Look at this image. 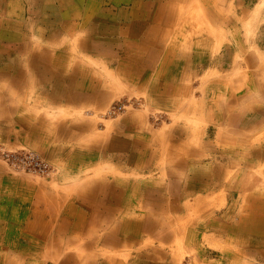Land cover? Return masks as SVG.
Returning <instances> with one entry per match:
<instances>
[{
  "label": "crops",
  "instance_id": "0c3cea01",
  "mask_svg": "<svg viewBox=\"0 0 264 264\" xmlns=\"http://www.w3.org/2000/svg\"><path fill=\"white\" fill-rule=\"evenodd\" d=\"M174 2L55 0L57 10L47 6L38 19L32 6L17 24L0 8V143L30 148L58 170L51 182H34L0 163V264H177L171 248L181 234L182 249L194 248L186 232L158 219L167 214L164 202H180L181 180L170 179L167 190L152 175L160 172L156 162L166 144L171 159L181 158L183 144L170 140L171 132L151 130L138 110L102 130L84 116L138 96L153 109L193 110L187 97L215 61L214 39L187 31L186 9ZM225 86L211 82L205 99L225 94L231 113L244 99L231 101ZM256 93L247 96L255 100ZM259 108H249L244 126ZM254 153L264 160V151ZM171 171L189 176L182 188L187 198L222 177V168L198 171L184 159ZM238 231L239 253L264 252V242L257 244L264 220Z\"/></svg>",
  "mask_w": 264,
  "mask_h": 264
},
{
  "label": "rangeland",
  "instance_id": "374dc122",
  "mask_svg": "<svg viewBox=\"0 0 264 264\" xmlns=\"http://www.w3.org/2000/svg\"><path fill=\"white\" fill-rule=\"evenodd\" d=\"M54 1L0 0V8L5 7L7 22L17 24L19 21L22 23L26 21L32 6L37 10L38 19L41 18L40 12L44 11L47 6H50V10H57L52 5ZM141 1L147 4L149 0ZM152 1L158 5L159 0ZM211 1L209 4L203 0H176L174 2L177 9L182 7L186 9L184 12L189 21V25L186 26L189 28L187 31L197 34L199 39L201 34L203 36V33L207 34L208 32L214 39L213 56L215 61L210 63L207 73L201 74L202 77L196 79L195 90L190 97H187L193 110L168 112L159 108L153 109L145 96L124 97L115 100L114 103L125 99L139 100L140 107L130 108L125 113L141 111L148 116L151 130L156 133L162 132V134L171 132L170 140L183 144L181 158L171 159L170 151L173 149L169 148L167 143L166 149L162 151V156L156 162L160 172L152 173L155 179L164 181L166 189H170V179L173 177L181 180V189H177V193H181H178L180 202L173 198V202H164L167 214L158 217L160 224L162 221L167 223L170 220L176 231L186 232V236L191 239L190 242L194 245L192 250L189 249L193 246L189 245L187 248L185 245V249H182L181 234V239L177 238L171 248V255L176 263L264 264V252L259 255L250 253L253 250H249L245 254L238 251L240 250L238 249L239 235L243 234L238 231L239 226L247 223L253 225L257 219L264 220V160L252 155L254 151H264V110L259 108L255 112L257 118L253 120L252 125L244 126L243 123L252 114L253 110L250 112L249 108L253 106L264 108V92L261 94L264 89V6L261 7L258 16L253 20L254 22L250 21L251 13L263 0ZM210 8L214 13L207 14ZM20 10H25L26 14L14 13V11ZM246 16H248L247 19ZM222 18L231 20L228 27L218 21ZM179 22L177 20L174 23L175 31L179 29ZM250 24L254 25L253 30H247L246 26ZM209 39H205V42L209 43ZM223 54H225L227 62L225 66L220 63L222 61L219 59ZM252 77H255L256 80ZM211 82L225 84L227 86H225V91L228 89L229 92L226 93L231 101H236L240 97V101L244 99V104L233 106L231 110L234 112L229 113L231 104L227 101L225 94L218 97L209 96L206 100L207 85ZM221 88L224 90L223 87ZM250 92H257L258 97L252 100L253 94L247 96ZM243 106L246 107L243 108ZM108 109L97 113L85 112V119H95L99 123V130L105 126L107 129L111 128L114 120L125 113L117 118L106 119L103 114ZM240 111H244L242 116ZM261 114L263 116L259 118L258 116ZM0 145L16 149L27 148L12 143L8 145L0 143ZM189 149L197 155L192 160L186 158ZM181 159L193 163L194 167L197 163L198 171L213 173L216 169L222 168L221 180L212 179L213 183L210 189L198 192L192 198L185 197L183 190L189 184V176L171 171ZM0 163L6 166L1 160ZM6 167L8 168V166ZM8 170L16 177L29 178L34 182L47 183L55 178L44 179L19 174L9 168ZM171 208L175 209V213L170 212ZM246 240L250 239L246 238ZM187 241L189 240L187 239ZM257 241V244L261 245L264 238L257 239ZM259 248L262 249V247Z\"/></svg>",
  "mask_w": 264,
  "mask_h": 264
},
{
  "label": "built area",
  "instance_id": "2783aa9c",
  "mask_svg": "<svg viewBox=\"0 0 264 264\" xmlns=\"http://www.w3.org/2000/svg\"><path fill=\"white\" fill-rule=\"evenodd\" d=\"M139 100L125 99L114 103L104 114L106 119L117 118L130 108L140 107ZM0 160L13 172L44 179L54 178L56 168L38 152L29 148H10L0 145Z\"/></svg>",
  "mask_w": 264,
  "mask_h": 264
},
{
  "label": "bare ground",
  "instance_id": "6f19581e",
  "mask_svg": "<svg viewBox=\"0 0 264 264\" xmlns=\"http://www.w3.org/2000/svg\"><path fill=\"white\" fill-rule=\"evenodd\" d=\"M262 6H264V0L255 8V10L253 11V13H251V20L250 21H253V20H255V18L258 16V13L260 12V9H261V7ZM199 9V8H198ZM212 10V9H211ZM218 14V13H217ZM212 17V16H211ZM207 20V19H206ZM214 20V19H213ZM218 21L223 25V26H229V24H230V22H231V20H229L228 18H222V19H218ZM215 22V21H214ZM254 22V21H253ZM211 23H212V21H211ZM210 23V24H211ZM251 23V22H250ZM211 26V25H210ZM253 27H254V25H252V24H250V25H248V26H246V28H247V30H249V29H252L253 30ZM209 29V28H208ZM209 31H210V29H209ZM218 34H220V33H218ZM223 34V33H222ZM249 34V33H248ZM215 35V34H214ZM217 35V34H216ZM218 38H221V37H218ZM220 48V47H219ZM218 49V48H217ZM221 49V48H220ZM121 50V49H120ZM103 64V63H102ZM255 64V63H254ZM247 84H248V82H247ZM238 87V86H237ZM252 115V114H251ZM263 116V115H262ZM261 116V117H262ZM175 120V119H174ZM196 133V132H195ZM196 138V137H195ZM196 140V139H195ZM261 154V153H260ZM263 154V153H262ZM253 155V154H252Z\"/></svg>",
  "mask_w": 264,
  "mask_h": 264
}]
</instances>
